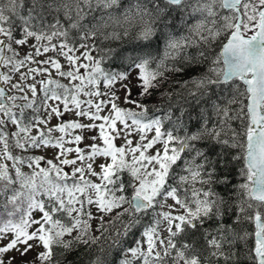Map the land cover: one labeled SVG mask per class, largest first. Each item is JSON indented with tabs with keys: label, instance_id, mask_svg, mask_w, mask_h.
Segmentation results:
<instances>
[{
	"label": "snow or ice",
	"instance_id": "obj_1",
	"mask_svg": "<svg viewBox=\"0 0 264 264\" xmlns=\"http://www.w3.org/2000/svg\"><path fill=\"white\" fill-rule=\"evenodd\" d=\"M118 3L0 0V206H10L0 218V264H15L17 256H7L13 251L20 264H34L24 257L36 248L42 249L35 257L41 264H64L79 246L90 251L108 239L123 255L120 264H238L241 257L264 264V0H146L116 15L109 10ZM102 10L106 15L99 19L93 15ZM52 11L54 22L44 24ZM172 13L184 21L187 35L172 30L177 18ZM109 27L111 33L104 31ZM133 30L141 49L158 50L162 44L163 56L156 59L149 52L124 71L106 69L113 50L95 42ZM73 32L79 37L75 43L69 39ZM194 47L196 54L188 53ZM23 48L28 51L21 54ZM49 51H58L67 65L54 57L38 59ZM193 67L204 71L181 86L197 104L208 105L200 108L199 125L182 136L162 131L161 118L147 119L142 101L168 71L179 75ZM117 83L132 109L116 102ZM101 84L106 91L99 90ZM133 88L139 89L135 100ZM185 115L181 109L174 119H164L183 130ZM153 129L154 137L146 140L143 133ZM133 130L142 143L131 139ZM85 139L92 142L81 148ZM116 139L124 143L116 145ZM202 141L220 147L217 160L197 147ZM41 150H52V157L34 154ZM218 162L226 169L241 163V182L233 190L238 206L212 189ZM217 182L231 181L224 175ZM196 183L206 187L198 189ZM229 205L235 225L254 223L252 234L223 223ZM92 219L99 221V236L91 234ZM212 219L218 225L204 230L199 248L178 239ZM136 232L134 246H125ZM237 243L246 246L243 253L234 251ZM89 264L105 261L96 257Z\"/></svg>",
	"mask_w": 264,
	"mask_h": 264
},
{
	"label": "trees",
	"instance_id": "obj_2",
	"mask_svg": "<svg viewBox=\"0 0 264 264\" xmlns=\"http://www.w3.org/2000/svg\"><path fill=\"white\" fill-rule=\"evenodd\" d=\"M146 3V0H119V3L114 6L113 9L109 10L113 12L116 15H119L120 13H123L127 10H135V7L137 4ZM30 6V5H29ZM93 15H96L99 19L100 15H106V13L102 10L99 13H93ZM171 15L176 16V20L173 24V31L177 36L179 35H187V29L185 27V23L182 19L179 18L178 13H172ZM54 17H57V13L55 11H52L50 14H46L43 20L44 24H48L49 22H54ZM61 20H64L63 14L61 13L58 17ZM189 23H195V20L189 17ZM169 23H173L172 21H169ZM109 33L113 31L111 27L107 28L106 30ZM137 36V31L133 30L128 36L122 37L120 39L112 40H97L95 43L102 47L105 51L108 49H112L114 55L111 57V61H105L104 67L106 69L115 71L120 70L124 71L131 60H135L139 57L146 56L149 52H151V56L160 59L163 56L164 48L161 44L159 49H141L138 45L139 42L135 39ZM69 39L72 40L73 43H75L79 37L76 35L75 32L71 33L69 36ZM55 43V41H54ZM88 44H92V40L87 41ZM219 42L214 46L213 51L218 52L219 51ZM205 51H208L207 48L204 49ZM188 53L195 55L197 52V49L190 48L187 50ZM92 55L96 56L97 53L93 52ZM178 61L180 58H177ZM170 69L172 66V62L166 61L165 62ZM155 65H153L154 67ZM177 66L186 67L183 63H178ZM204 71L203 67H193L188 68L183 73L176 75L172 73L171 71H168L166 73V79L161 83V86L158 89H153L152 94L150 97L143 99V104L147 106L148 113H147V119L151 118H161L163 123L162 131H174L177 135H184L185 132L188 131H195L196 128L199 125V121L196 119V117L199 115L200 108L201 107H207L208 105L206 103L197 104L196 100L193 97H190L187 95V88H184L181 86V82L188 80L190 77H195L198 73H201ZM65 83L64 81H62ZM189 87H191L189 85ZM218 95L220 94V89L214 90ZM139 92L138 88L132 89V99H137V93ZM176 93H179L177 95ZM224 95H228L227 92L224 93ZM215 99V97H213ZM181 109H183L186 112V115L183 117L184 123L186 127L181 130L179 127L174 128L173 124L170 123L168 120H165L164 117L166 115H172L173 119L176 115H180ZM139 111V109H137ZM191 117V119H189ZM197 147L205 152L207 156L211 160H217V153L221 151L220 147L218 145H214L212 143H209L208 141H202L200 142ZM36 156H38L36 153H34ZM241 167L240 162H235L229 166V168H222L219 164V162L216 164V176L214 178V182L212 184V189L220 194V196L224 197L225 199L231 198L232 203L239 205V201L236 199L238 193L233 191L236 189L241 182V177L239 176V169ZM24 172H28V168L23 169ZM182 169L180 167H177L175 169V174L179 175L181 174ZM227 175L229 180L231 181L229 184L225 185L223 183L217 182L219 181L220 177ZM123 178L125 181L128 179L127 173L124 174ZM250 183V182H249ZM196 188L206 187V185H201L200 183H196L194 185ZM10 210L9 208H5L3 206H0V218H4L7 216V212ZM114 215V213H113ZM235 215V212L231 205L227 208V214L224 216L223 223L226 225H232L237 230L240 228L246 229L249 234H252L254 223H248L245 222L240 225H235L233 223L232 217ZM110 219L109 216H105V221ZM147 223V221L145 222ZM218 225V221L216 219H212L210 221H206L197 231L189 230L187 236H180L178 239L180 241H187L189 243L195 242L197 248L202 246L204 244V240L202 238V233L204 230H214ZM99 227V221L95 222L93 224V219L90 223V229L91 234L93 236H99L100 233L97 231V228ZM105 235H109L108 233H105ZM111 235L115 236V230L113 229L111 231ZM67 239V237H65ZM136 239H139V233L136 232L130 236L127 237V239L124 241L125 246H134V242ZM112 242L110 239L108 240H101L99 244H96L92 246L91 250L87 249L84 246H79L74 252H72L70 255L67 256V259L64 261V264H68V262H71V264H89L90 259H95L96 257H100L105 261V264H120V260L123 258V255L121 251H119L115 246H111ZM253 245V240L249 239L247 247H251ZM245 245L243 243H237L235 246L234 251H237L238 253H243L245 251ZM55 251L59 252L60 249H55ZM41 264V263H39ZM221 264H223V261H221ZM238 264H248V260L244 257H241L238 261Z\"/></svg>",
	"mask_w": 264,
	"mask_h": 264
},
{
	"label": "rangeland",
	"instance_id": "obj_3",
	"mask_svg": "<svg viewBox=\"0 0 264 264\" xmlns=\"http://www.w3.org/2000/svg\"><path fill=\"white\" fill-rule=\"evenodd\" d=\"M249 34H251V33H249ZM29 43H32V41H29ZM27 51H28L27 48H23V49L20 50L21 54H23L24 52H27ZM80 51H83V50L81 49ZM80 51L76 52L75 54H76V55H79V54H80ZM47 57L58 58V59H59V62H60L62 65H65V66L67 65L66 60H64L62 57H60V54H59L58 51H49L46 55H41L38 59H39V60H44V59H46ZM34 66H35V65H33V67H34ZM83 71H84V70L81 69V72H82V73H83ZM53 75H55V73H53ZM135 76H136V73L133 72V74H132L133 82H135V79H134ZM63 81H64L65 83H67L66 80H63ZM120 89H121V85H120L119 83H117V84L114 86V90L116 91L117 95L119 96V100L116 101V102L118 103L119 107H121V108H123V109H132V108H133V105L125 103V101H124V95H125V93H124L123 91H121ZM133 89H134V88H133ZM99 90H100L101 92L106 91V89L104 88V86H103L102 84L99 86ZM104 98H106V97H104ZM97 99H99V98H97ZM135 110L137 111V109H135ZM105 114H106V113H105ZM64 119H65V120H69V119H73V117L65 116ZM83 122H84V123H88L87 120H85V121H83ZM51 123L54 125V124L57 123V120H56V119H53ZM85 135H95V133H86ZM143 135L145 136L146 140H148V139H152V138L154 137V135H155V133H154V129H153V130H148V131H146L145 133H143ZM131 139H132L134 142L142 143V141H140V139H139V135L135 134V130H133V135L131 136ZM91 142H92L91 140L85 139L84 142H83V144L80 145V147L83 148L85 145L90 144ZM97 143L99 144L100 141H97ZM123 143H124V140H122V139H116V140H115V144H116V145H122ZM161 147H162V145H160V144L155 145V148H161ZM149 151H153V150H149ZM36 154H37L38 156H40V157L51 158L52 155H53V151H52V150H48V151H43V150H41V151L36 152ZM100 162H101L100 160H97V164L100 163ZM67 170L70 171L71 169L68 168ZM96 170L99 171V168L97 167ZM93 179H95V178H93ZM173 203H174V202H173L171 199H169V200L167 201V204H169V205H172ZM159 210H160V209H157V211H159ZM93 211H95V209H93ZM164 211H168V209L165 208ZM173 214H176V213L174 212ZM97 221H98L97 219H93V224H94L95 222H97ZM164 235L166 236L167 233L165 232ZM40 251H42V249H40V248H36L35 250L29 252L28 255H27L26 257H24V259H25V260H28V261H34V264H39V263H41V262H40L39 260H35V257H36L37 252H40ZM7 256H17V260H16L15 264H20V260H19V256H18V253H17V252H14V251H13V252H9V253L7 254ZM7 256L5 257V259H7Z\"/></svg>",
	"mask_w": 264,
	"mask_h": 264
}]
</instances>
